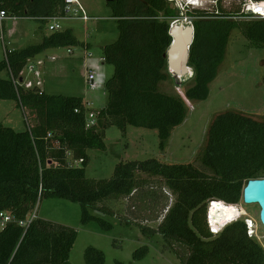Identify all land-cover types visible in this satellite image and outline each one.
<instances>
[{
	"label": "trees",
	"instance_id": "16d2710c",
	"mask_svg": "<svg viewBox=\"0 0 264 264\" xmlns=\"http://www.w3.org/2000/svg\"><path fill=\"white\" fill-rule=\"evenodd\" d=\"M0 2L3 11L18 18L46 22L65 16V0ZM108 4L118 20L119 37L104 46V64L113 65L114 73L104 83L108 100L96 110L92 127H87V115L94 111L83 97L49 94L15 82L29 60L47 49L79 45L71 29L53 32L21 49L5 48L0 97L16 101L28 126L16 131L0 123V211L22 219L44 198H62L81 205L82 222L101 220L108 229L111 225L90 210L118 216L106 204L108 200H135L154 177L172 191L164 195L171 204L151 219L157 221L163 215L157 228L135 224L148 235H162L182 264H264V246L248 235L245 220L232 223L220 234H214L208 224L211 200L243 202L247 182L264 178V115L240 110L215 113L193 162L131 160L117 164L110 179L86 175L88 149H104L105 129L112 125L123 131L129 125L157 129L164 152L175 129L188 118L185 98L209 99L233 30L241 28L252 45L264 47V19L252 17L239 23L232 18L239 11H226L221 0L212 12L196 9L189 59L194 77L184 98L160 89L162 82L171 79L166 53L172 42L171 23L180 18L179 9L170 0ZM72 160L81 162L73 165ZM123 218L134 223L128 216ZM77 237L76 229L39 217L27 231L11 224L0 231V264H72L70 253ZM105 260L103 250L86 248V264H105Z\"/></svg>",
	"mask_w": 264,
	"mask_h": 264
},
{
	"label": "rangeland",
	"instance_id": "374dc122",
	"mask_svg": "<svg viewBox=\"0 0 264 264\" xmlns=\"http://www.w3.org/2000/svg\"><path fill=\"white\" fill-rule=\"evenodd\" d=\"M186 1H172V6L180 11V18L176 21H183L185 24H193L196 9L210 12L217 9V0H199L198 5H193L191 0ZM221 1L226 11H239V14L233 13L232 18L235 21L242 23L253 19L243 12L247 0ZM80 3L86 14L92 17L89 21L78 17L80 13L75 12L77 7L73 4L69 6V15L59 19L43 22L31 17L9 18L0 24V61L5 56V48L15 50L40 43L44 36L53 33L49 29L51 24H59L61 31L71 29L81 42L79 45L49 48L30 61L37 64L45 92L81 96L88 108L96 113V110L103 108L108 100V93L103 86L113 75L114 66L104 64V46L118 39V20L113 16V9L107 0H80ZM89 68L97 69L99 73L95 89H91L87 81ZM172 70L180 71L174 67ZM2 75L5 77V74ZM24 75L27 80H37L28 67L24 70ZM170 75L171 79L162 82L160 89L185 98L186 90L193 84L194 70L190 67L185 74L174 77L170 72ZM263 78L264 47L252 45L242 29L236 28L230 37L219 73L211 83L209 99L195 101L185 98L188 118L183 125L175 129L165 151L162 152L159 148L157 129L129 125L126 131H123L112 125L105 129L103 137L105 148H89L87 151L89 156L87 177L97 180L110 179L117 164L131 160L157 158L168 163L193 162L205 141L215 113L240 110L256 116L264 115ZM0 123L16 131H24L28 126L24 110L17 106L16 101L1 97ZM140 176L147 175L141 173ZM169 193L172 191L167 186L151 177L149 186L139 191L135 200L134 198L108 200L106 204L118 216L90 210L92 215L102 218L111 225L108 229L101 220L82 222L81 205L70 200L44 198L39 201L35 210L39 218L78 231L77 240L70 253L72 264H86L85 250L90 246L104 251L105 264H182L177 255L167 247L162 235H148L135 224L144 223L157 228L163 215L157 221L151 219L160 215L166 204H171L164 196L165 194L169 196ZM214 206L210 212L212 217L216 212ZM234 206L242 215L239 220H245L247 227L251 224L250 220L254 222L255 234L251 237L264 246V229L260 221L259 206L246 205L243 202ZM234 212L235 208L231 207V213ZM123 216L132 218L134 223H128ZM146 218L150 219L149 222L144 221Z\"/></svg>",
	"mask_w": 264,
	"mask_h": 264
},
{
	"label": "built area",
	"instance_id": "2783aa9c",
	"mask_svg": "<svg viewBox=\"0 0 264 264\" xmlns=\"http://www.w3.org/2000/svg\"><path fill=\"white\" fill-rule=\"evenodd\" d=\"M65 16H68L70 13V5H76L75 12L80 13L78 17L83 19L84 21H89L92 19L89 15L86 14L84 8L82 7L80 0H65ZM243 12L246 15H250L254 18H260L264 19V0H247L245 3V8ZM9 18H18L16 16H9L5 11L1 9V2H0V24L5 23V21ZM61 17H50L47 19V21H50L51 19H59ZM49 29L53 32L61 31V26L59 24H51L49 25ZM71 51V50H70ZM90 55V54H89ZM31 60V59H30ZM29 60V63L26 67L29 68V71L31 73H34L35 78H37L36 81L27 80L24 75V70L21 73V76L19 79H16L15 82L17 84H20L24 86L25 88H33L35 86L39 87L43 91V83L40 80L42 75L37 70V64L35 62H32ZM39 64V63H38ZM99 73L97 69L89 68V72L87 75V81L89 83V87L91 89L96 88V79L98 77ZM97 114L95 112H89L87 115V127H92L96 123ZM73 165H79L81 161L74 160ZM36 207L29 212L28 215H26L25 218L19 219L10 211H0V231L4 230L6 227H8L11 224L19 225L27 231L31 223L38 217L36 213ZM248 233L250 236L253 234L251 233V229L248 228Z\"/></svg>",
	"mask_w": 264,
	"mask_h": 264
},
{
	"label": "water",
	"instance_id": "95a60500",
	"mask_svg": "<svg viewBox=\"0 0 264 264\" xmlns=\"http://www.w3.org/2000/svg\"><path fill=\"white\" fill-rule=\"evenodd\" d=\"M108 2L113 0H107ZM173 1V0H170ZM170 35L172 42L166 53L168 68L172 76L185 74L190 68V48L194 42L195 27L183 21L174 20L171 23ZM180 71H173L172 68ZM243 202L246 205L257 204L260 208V221L264 229V178L250 179L243 189Z\"/></svg>",
	"mask_w": 264,
	"mask_h": 264
},
{
	"label": "clouds",
	"instance_id": "9594fccd",
	"mask_svg": "<svg viewBox=\"0 0 264 264\" xmlns=\"http://www.w3.org/2000/svg\"><path fill=\"white\" fill-rule=\"evenodd\" d=\"M220 203H224L222 206L224 207V209L221 208L217 209V211L215 212V216L212 217L211 216V209L213 204H220ZM235 208V212L233 214H228L226 216L222 215V213H224L227 208ZM242 215L239 212V209L234 206V204H226V202L222 201V200H211L209 202L208 205V224L209 227L211 229V231L214 234H220L222 233L229 225H231L232 223L238 221L240 219ZM248 222V221H247ZM249 228V226L247 227V229Z\"/></svg>",
	"mask_w": 264,
	"mask_h": 264
},
{
	"label": "bare ground",
	"instance_id": "6f19581e",
	"mask_svg": "<svg viewBox=\"0 0 264 264\" xmlns=\"http://www.w3.org/2000/svg\"><path fill=\"white\" fill-rule=\"evenodd\" d=\"M188 1V0H187ZM186 1V2H187ZM198 1L199 0H191L190 2L193 4V5H198ZM201 1V0H200ZM199 4H201V2H199ZM214 205H216V206H214ZM223 204L222 203H220V204H213V206H214V209L217 211V209H220L221 210V208L222 209H224V207L222 206ZM226 211H228V213H222V215H224V216H226V215H228V214H232L231 213V208L229 209V208H227V210ZM249 222H251V224H250V229H252L251 230V233L254 235L255 234V230H254V227H255V224H254V222L253 221H249Z\"/></svg>",
	"mask_w": 264,
	"mask_h": 264
},
{
	"label": "crops",
	"instance_id": "0c3cea01",
	"mask_svg": "<svg viewBox=\"0 0 264 264\" xmlns=\"http://www.w3.org/2000/svg\"><path fill=\"white\" fill-rule=\"evenodd\" d=\"M44 90V89H43ZM85 101V100H84Z\"/></svg>",
	"mask_w": 264,
	"mask_h": 264
}]
</instances>
